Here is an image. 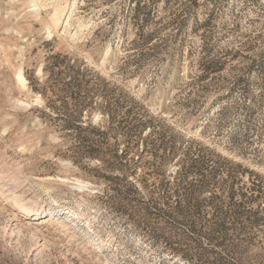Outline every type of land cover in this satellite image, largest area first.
<instances>
[{
  "label": "rangeland",
  "instance_id": "374dc122",
  "mask_svg": "<svg viewBox=\"0 0 264 264\" xmlns=\"http://www.w3.org/2000/svg\"><path fill=\"white\" fill-rule=\"evenodd\" d=\"M0 264H264V0H0Z\"/></svg>",
  "mask_w": 264,
  "mask_h": 264
},
{
  "label": "bare ground",
  "instance_id": "6f19581e",
  "mask_svg": "<svg viewBox=\"0 0 264 264\" xmlns=\"http://www.w3.org/2000/svg\"><path fill=\"white\" fill-rule=\"evenodd\" d=\"M17 79H18V81H19L20 83H24V82H25V78H24L22 72H19V73L17 74ZM79 187H82V186H79Z\"/></svg>",
  "mask_w": 264,
  "mask_h": 264
}]
</instances>
